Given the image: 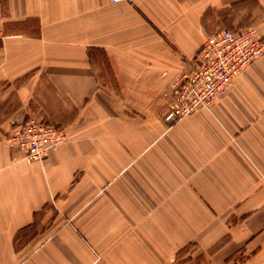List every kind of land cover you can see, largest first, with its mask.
<instances>
[{
  "label": "crops",
  "instance_id": "0c3cea01",
  "mask_svg": "<svg viewBox=\"0 0 264 264\" xmlns=\"http://www.w3.org/2000/svg\"><path fill=\"white\" fill-rule=\"evenodd\" d=\"M245 22L264 39V0H0V85L20 99L0 125V264H174L191 241L264 264V210L228 211L264 174V56L165 121L204 40ZM39 112L67 139L28 162L6 136Z\"/></svg>",
  "mask_w": 264,
  "mask_h": 264
},
{
  "label": "built area",
  "instance_id": "2783aa9c",
  "mask_svg": "<svg viewBox=\"0 0 264 264\" xmlns=\"http://www.w3.org/2000/svg\"><path fill=\"white\" fill-rule=\"evenodd\" d=\"M263 56L264 39L255 24L222 28L208 36L191 60L189 71L173 82L165 121L172 125L201 109H209L217 98L229 92L237 76ZM66 139L65 127L35 116L27 117L6 136L8 144L22 151L28 162L44 160Z\"/></svg>",
  "mask_w": 264,
  "mask_h": 264
},
{
  "label": "rangeland",
  "instance_id": "374dc122",
  "mask_svg": "<svg viewBox=\"0 0 264 264\" xmlns=\"http://www.w3.org/2000/svg\"><path fill=\"white\" fill-rule=\"evenodd\" d=\"M252 24V23H247V25ZM246 25V22L243 24V26ZM246 25V26H247ZM219 30V29H218ZM20 103V99L18 97V94L15 90L9 91L8 87L5 85H0V125H2V121L6 119L9 115L14 113L18 109V105ZM43 105V104H42ZM35 111H43L44 109L49 111V108L56 113L57 118H63V116L59 115L61 110L59 111L56 107L54 106H44L41 105L34 106ZM52 111V112H53ZM39 112V114H30L26 115L27 117L29 116H35L39 119L45 120L49 123H52L54 125H59L65 127V123L61 121H55L53 118H50L48 115H44L43 113ZM195 114V113H194ZM169 125V124H168ZM9 134V133H8ZM7 134V135H8ZM260 180L258 184L255 186L253 185L252 187L249 188H244L243 195L241 197L242 201L235 202L233 204H230V207H228V211H233V210H245L248 208H253L255 206H258V210H264V174L259 173ZM252 195V196H251ZM247 196L248 198L251 196L252 198H256L252 203H246L247 201ZM258 200V202L256 201ZM239 220L238 215L237 217L232 216L231 218L228 219V224H234L237 223ZM226 238H224L219 244L223 243ZM216 244L215 247H218ZM214 247V248H215ZM212 252V251H211ZM236 259L238 260H244L245 256L239 255ZM174 264H212L210 263L208 253L203 251L197 242L191 241L188 244H186L184 247H182L175 255L174 258Z\"/></svg>",
  "mask_w": 264,
  "mask_h": 264
}]
</instances>
